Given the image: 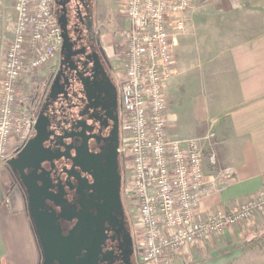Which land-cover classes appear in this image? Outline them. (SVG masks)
<instances>
[{
    "label": "built area",
    "instance_id": "built-area-1",
    "mask_svg": "<svg viewBox=\"0 0 264 264\" xmlns=\"http://www.w3.org/2000/svg\"><path fill=\"white\" fill-rule=\"evenodd\" d=\"M191 3L121 0L120 5L129 23L121 31L123 57L117 74L120 104L128 116L124 125L128 135L119 151L128 178L125 190L141 226L140 259L149 264H172L168 252L219 237L264 210L262 189L230 208L199 216L205 164L216 163L203 141L213 132L187 138L167 132L165 85L175 72L172 49ZM4 4L0 0V162L9 158L10 145L24 144L32 130L26 95L22 102L17 98L22 78L50 63L62 40L51 0H12L6 29Z\"/></svg>",
    "mask_w": 264,
    "mask_h": 264
},
{
    "label": "crops",
    "instance_id": "crops-1",
    "mask_svg": "<svg viewBox=\"0 0 264 264\" xmlns=\"http://www.w3.org/2000/svg\"><path fill=\"white\" fill-rule=\"evenodd\" d=\"M224 1L230 7L217 10L219 20L206 21L210 24L203 26L202 19H194L199 23L192 28L196 37H202L197 34L200 31L211 40L197 39L196 74L180 77L187 64L183 60L190 33L184 25L172 49V56L177 57L175 72L165 85L170 136L204 137L213 132L209 140L203 141L205 152L212 150L216 163L205 164L197 204L201 217L230 208L264 189V0ZM189 13L190 18L193 14L196 18L206 11ZM185 97L198 100L201 111L191 104L187 106ZM172 108L185 112L181 116L188 123L177 125ZM7 175L4 180L0 172V264H39L21 193ZM263 234L264 210L228 227L219 237L168 252V256L172 264H264V246L248 242Z\"/></svg>",
    "mask_w": 264,
    "mask_h": 264
},
{
    "label": "flooded vegetation",
    "instance_id": "flooded-vegetation-1",
    "mask_svg": "<svg viewBox=\"0 0 264 264\" xmlns=\"http://www.w3.org/2000/svg\"><path fill=\"white\" fill-rule=\"evenodd\" d=\"M51 1L57 19L65 15L64 33L59 27L62 40V34L66 37V46L61 48V40L49 73L36 86L28 102L32 120L28 139L36 132L35 122L40 113L46 122L45 138L41 143L43 157L35 165L23 169L30 194L20 176L11 169L36 240L39 264H42L43 253L30 217L29 196H32L41 234L54 239L60 252L70 254V261L65 264L79 262L89 247L87 238L98 225L93 217L101 203L91 161L97 155L103 164L115 144L121 214L113 212L116 216L113 223L104 219L101 227L106 235L101 251L112 258L109 264H145L140 259L141 226L133 218L136 214L131 208H135L134 201L125 190L128 178L119 151L122 139L128 135L124 127L128 116L120 104L117 76L123 53L121 44L114 43L120 31L118 19L125 18L121 0L105 3L99 0ZM103 22L111 29L102 28ZM104 33L109 34L106 43L102 41ZM55 80L60 91L48 97ZM24 144L14 148L13 156ZM121 217L128 234L119 230ZM129 251L131 254L126 257ZM99 255L101 257L102 253ZM108 262L99 260L97 264ZM51 264H60L57 257Z\"/></svg>",
    "mask_w": 264,
    "mask_h": 264
},
{
    "label": "water",
    "instance_id": "water-1",
    "mask_svg": "<svg viewBox=\"0 0 264 264\" xmlns=\"http://www.w3.org/2000/svg\"><path fill=\"white\" fill-rule=\"evenodd\" d=\"M58 23L64 33L65 25V15L62 14L58 16ZM61 48L66 46V37L63 36ZM60 90H58L56 85V80L51 86L50 93L48 97L55 96ZM45 127L46 122L42 117V113L38 116L35 122V134L33 137L29 138L26 143L17 151L15 156L10 157L9 166L10 168L20 176L23 181L26 192L30 194V186L24 177V167L28 165H35L43 157L42 152V140L45 138ZM117 144H115L108 155L106 156L105 162L102 164L100 159L95 155L91 161V169L94 177V184L98 192V198L101 199V203L97 205V214L93 219L98 221L96 230L92 231L89 238V247L86 249L87 252L85 257L75 264H97L99 260L109 261L112 263V258L106 252L101 251V243L104 240L105 233L102 229V223L104 219H108L109 223H113L116 216L113 212H118L121 214V203L119 197V182L120 174L118 172V162H117ZM30 198V217L33 220L34 228L39 234V242L42 248L43 260L42 264H51L53 259L57 257L60 264H65L66 261H70V254L62 253L58 250V245L54 242L52 238H45L40 232V226L38 219L36 217V209L32 206V196ZM119 230L125 233H129L124 225L123 218H120ZM100 253H102L100 257ZM131 252H127L126 257L129 256Z\"/></svg>",
    "mask_w": 264,
    "mask_h": 264
},
{
    "label": "rangeland",
    "instance_id": "rangeland-1",
    "mask_svg": "<svg viewBox=\"0 0 264 264\" xmlns=\"http://www.w3.org/2000/svg\"><path fill=\"white\" fill-rule=\"evenodd\" d=\"M99 1L105 3V1H107V0H99ZM227 4H228V2L224 1V0H192L190 8L184 14V19H185V15L188 14L187 18L185 19L184 25L188 27L190 33L188 34V36L186 38V40L189 41L188 42V52H187V55H186L185 59L183 60V62H186L187 64L183 65L184 71H183V74L180 75L181 78L182 77H191V76L193 77L196 74V72L198 71L197 68H195V66H196V64H195V61H196L195 60V53L196 52L195 51H196V48L199 46L198 43H197V41H198L197 39L198 38L202 39V42H205V41L210 42L211 41L210 40V36H206L205 33H202L200 31H198L197 34H198V36H202V37H196L197 35L192 30V28L195 27L194 24H199V23H195L194 21L197 20V19H202L201 23L204 26L207 23L206 21H211V20H214V19L215 20H219V18H221V17H220V14L217 13V10L223 9V8H226V7H230ZM240 4L242 5V2H240ZM4 5H5L6 13H5V17H4L3 21H2V26H3V29H6L7 26L10 25L9 23H10V20L12 18V11H11L12 0H5V4ZM199 9L203 10V11H206V13H204L202 16L198 15L195 18L194 17L195 15L193 14V12H198V11H200ZM191 11H192V14H193L192 18L189 17V14H190L189 12H191ZM222 14H225V13L223 12ZM213 15H215V16H213ZM118 23L120 25V31H119V34H118L119 36L116 37V40L114 41V43H116L117 46L119 44H121V41H122L121 31H122L123 28H126L128 26L129 21H128L127 18H123L122 17V18L118 19ZM103 24H104V26L102 28L111 29V28H108V27H110L109 25L105 24L104 22H103ZM207 24L209 25L210 23H207ZM184 29H185V27H184ZM199 30H201V28ZM5 32H6V38L8 39L9 33H7V31H5ZM203 35L205 37H203ZM194 37H196V38H194ZM108 39H109V34L104 33L103 34V38H102L103 43L108 42ZM175 56H176V54L173 55V58H174L173 60L174 61L177 58V57L175 58ZM2 58H3V53H0V61L2 60ZM53 61L54 60H52L50 63H48L44 67L38 69L32 75H26L25 77L22 78L21 84H20L19 89H18L19 92L17 94L18 95L17 98H18V101L22 102L23 101L22 99L26 95L25 101H24V105L26 106L27 109H28V103L26 102V100H28V99L30 100L32 98V92L35 91V88L39 84V82H41L47 76V74L49 73L50 68H51V66L53 64L52 63ZM178 64L180 65L179 60H178ZM118 70H119V67H118ZM189 79H191V78H189ZM183 80H184V78H183ZM192 80H193V78H192ZM167 83H169V81H167ZM184 99L186 101L187 106L191 104L193 106V108L196 109V111H201V106L198 103V100L195 101V100H193V98H191L190 100H187L186 97ZM182 103H184V101H182ZM172 109H173L172 111L176 112L175 114L177 115V119H176L177 120V122H176L177 125L178 124H183L185 122L188 123L186 120L182 119V116H183V114H185V112L183 114H181L175 108H172ZM169 131L173 132V133H177V132H174L171 129H169ZM177 134H179V133H177ZM171 136L172 137H177V136L173 135L172 133H171ZM16 146H18V145H16V142L14 141L10 145V147L8 149V157L9 158L0 162V172L2 173L4 180H7V178H8L7 174H9L11 176L10 178L12 179V181L14 180V176H13L14 174H13V172H12L10 166H9V159H10V157H12L14 155V151H15L14 148ZM131 208L135 210V208H133L132 206H131ZM135 212H136V210H135ZM133 218H137L136 214L133 215ZM135 221H137V219H135ZM0 245H1V243H0ZM11 247H13V244H12ZM243 259L245 260L246 258L243 257ZM145 264H149V263H145Z\"/></svg>",
    "mask_w": 264,
    "mask_h": 264
},
{
    "label": "trees",
    "instance_id": "trees-1",
    "mask_svg": "<svg viewBox=\"0 0 264 264\" xmlns=\"http://www.w3.org/2000/svg\"><path fill=\"white\" fill-rule=\"evenodd\" d=\"M248 242L250 243V245H257L258 247H263L264 246V234L258 238H253L252 240H249Z\"/></svg>",
    "mask_w": 264,
    "mask_h": 264
}]
</instances>
